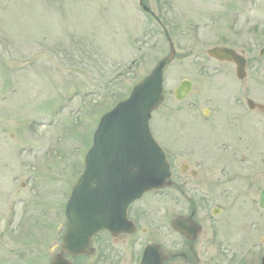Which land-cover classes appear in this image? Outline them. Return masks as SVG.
<instances>
[{
    "label": "rangeland",
    "instance_id": "374dc122",
    "mask_svg": "<svg viewBox=\"0 0 264 264\" xmlns=\"http://www.w3.org/2000/svg\"><path fill=\"white\" fill-rule=\"evenodd\" d=\"M144 2L153 13L139 0H0V264H49L59 251L99 119L170 52L169 38L156 137L173 134L175 106L190 102L174 93L184 78L194 94L243 89L264 104V0ZM215 45L247 50L244 80L207 53Z\"/></svg>",
    "mask_w": 264,
    "mask_h": 264
},
{
    "label": "flooded vegetation",
    "instance_id": "af4514ba",
    "mask_svg": "<svg viewBox=\"0 0 264 264\" xmlns=\"http://www.w3.org/2000/svg\"><path fill=\"white\" fill-rule=\"evenodd\" d=\"M195 91L159 141L171 184L132 202L125 229L95 234L96 264H142L150 245L151 264H264V104Z\"/></svg>",
    "mask_w": 264,
    "mask_h": 264
},
{
    "label": "water",
    "instance_id": "95a60500",
    "mask_svg": "<svg viewBox=\"0 0 264 264\" xmlns=\"http://www.w3.org/2000/svg\"><path fill=\"white\" fill-rule=\"evenodd\" d=\"M208 52L219 59H233L238 76H245L246 61L235 49L216 46ZM174 55L172 45L171 53L136 84L131 96L101 118L86 155L85 171L73 186L67 205L63 252L91 255V240L97 230L125 226L128 205L145 191L167 184L169 164L150 132L149 120L165 99L163 74ZM191 87L190 80H183L175 91L177 97L184 98ZM63 252L50 264H77Z\"/></svg>",
    "mask_w": 264,
    "mask_h": 264
}]
</instances>
